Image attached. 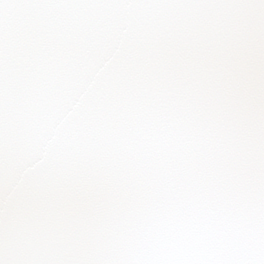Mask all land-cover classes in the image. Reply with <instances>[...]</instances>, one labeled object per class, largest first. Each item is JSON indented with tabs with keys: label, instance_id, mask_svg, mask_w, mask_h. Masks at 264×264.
I'll return each mask as SVG.
<instances>
[{
	"label": "snow or ice",
	"instance_id": "obj_1",
	"mask_svg": "<svg viewBox=\"0 0 264 264\" xmlns=\"http://www.w3.org/2000/svg\"><path fill=\"white\" fill-rule=\"evenodd\" d=\"M0 264H264V0H0Z\"/></svg>",
	"mask_w": 264,
	"mask_h": 264
},
{
	"label": "water",
	"instance_id": "obj_2",
	"mask_svg": "<svg viewBox=\"0 0 264 264\" xmlns=\"http://www.w3.org/2000/svg\"><path fill=\"white\" fill-rule=\"evenodd\" d=\"M68 48L69 51L65 53L63 50L60 52H53L48 58L47 62L40 65L36 75V79L30 83L32 89V99L29 104L43 105L48 102V90L54 88L58 78L61 76L60 63L67 62L71 59L75 51V45L71 43L69 38Z\"/></svg>",
	"mask_w": 264,
	"mask_h": 264
}]
</instances>
